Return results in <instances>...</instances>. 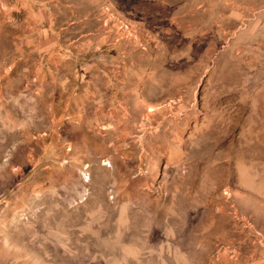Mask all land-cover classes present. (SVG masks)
Here are the masks:
<instances>
[{
    "label": "rangeland",
    "instance_id": "rangeland-1",
    "mask_svg": "<svg viewBox=\"0 0 264 264\" xmlns=\"http://www.w3.org/2000/svg\"><path fill=\"white\" fill-rule=\"evenodd\" d=\"M0 264H264V0H0Z\"/></svg>",
    "mask_w": 264,
    "mask_h": 264
}]
</instances>
